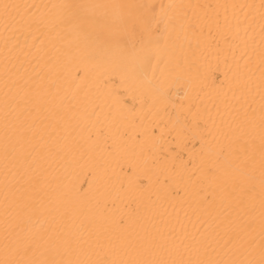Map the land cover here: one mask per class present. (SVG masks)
Instances as JSON below:
<instances>
[{
	"label": "bare ground",
	"instance_id": "6f19581e",
	"mask_svg": "<svg viewBox=\"0 0 264 264\" xmlns=\"http://www.w3.org/2000/svg\"><path fill=\"white\" fill-rule=\"evenodd\" d=\"M0 264H264V0H0Z\"/></svg>",
	"mask_w": 264,
	"mask_h": 264
}]
</instances>
